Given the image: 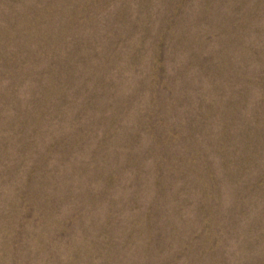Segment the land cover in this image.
I'll list each match as a JSON object with an SVG mask.
<instances>
[{"label": "rangeland", "instance_id": "obj_1", "mask_svg": "<svg viewBox=\"0 0 264 264\" xmlns=\"http://www.w3.org/2000/svg\"><path fill=\"white\" fill-rule=\"evenodd\" d=\"M0 264H264V0H0Z\"/></svg>", "mask_w": 264, "mask_h": 264}]
</instances>
